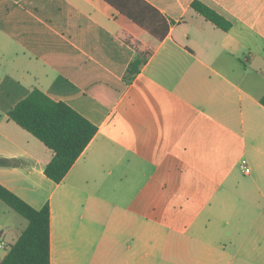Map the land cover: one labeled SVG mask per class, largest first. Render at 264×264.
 I'll return each instance as SVG.
<instances>
[{
	"label": "crops",
	"instance_id": "0c3cea01",
	"mask_svg": "<svg viewBox=\"0 0 264 264\" xmlns=\"http://www.w3.org/2000/svg\"><path fill=\"white\" fill-rule=\"evenodd\" d=\"M144 1L174 21L161 41L105 0H0V184L49 204L51 264H264V0H201L226 31ZM33 88L97 126L58 183L7 116ZM10 209L0 259L28 223Z\"/></svg>",
	"mask_w": 264,
	"mask_h": 264
},
{
	"label": "trees",
	"instance_id": "16d2710c",
	"mask_svg": "<svg viewBox=\"0 0 264 264\" xmlns=\"http://www.w3.org/2000/svg\"><path fill=\"white\" fill-rule=\"evenodd\" d=\"M105 1L157 41L166 36L174 23L144 0ZM190 7L224 31L231 27L229 20L201 0H193ZM146 60L145 56L138 55L129 63L124 75L126 81L133 79ZM260 102L264 105V94ZM7 116L53 152L44 173L56 183L64 178L97 131L95 124L69 104L51 99L38 88H33L20 99L8 110ZM16 162L0 159V165ZM0 200L28 221L20 236L0 259V264H51L49 204L36 209L1 184Z\"/></svg>",
	"mask_w": 264,
	"mask_h": 264
},
{
	"label": "rangeland",
	"instance_id": "374dc122",
	"mask_svg": "<svg viewBox=\"0 0 264 264\" xmlns=\"http://www.w3.org/2000/svg\"><path fill=\"white\" fill-rule=\"evenodd\" d=\"M227 205L226 206H230V200L228 199L227 201ZM10 211H12V213H14V215H15V218L16 219H21L22 221H26L21 215H19L18 213H16L14 210H12V209H10Z\"/></svg>",
	"mask_w": 264,
	"mask_h": 264
},
{
	"label": "built area",
	"instance_id": "2783aa9c",
	"mask_svg": "<svg viewBox=\"0 0 264 264\" xmlns=\"http://www.w3.org/2000/svg\"><path fill=\"white\" fill-rule=\"evenodd\" d=\"M240 167H241L245 172H248V171H249V169H248L247 167H245L244 164H241Z\"/></svg>",
	"mask_w": 264,
	"mask_h": 264
}]
</instances>
